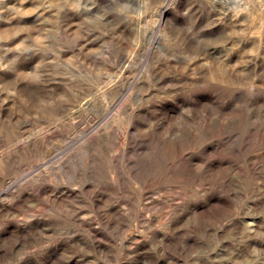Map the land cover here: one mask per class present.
<instances>
[{
	"label": "rangeland",
	"instance_id": "rangeland-1",
	"mask_svg": "<svg viewBox=\"0 0 264 264\" xmlns=\"http://www.w3.org/2000/svg\"><path fill=\"white\" fill-rule=\"evenodd\" d=\"M0 264H264V0H0Z\"/></svg>",
	"mask_w": 264,
	"mask_h": 264
},
{
	"label": "bare ground",
	"instance_id": "bare-ground-1",
	"mask_svg": "<svg viewBox=\"0 0 264 264\" xmlns=\"http://www.w3.org/2000/svg\"><path fill=\"white\" fill-rule=\"evenodd\" d=\"M89 107V106H88Z\"/></svg>",
	"mask_w": 264,
	"mask_h": 264
}]
</instances>
